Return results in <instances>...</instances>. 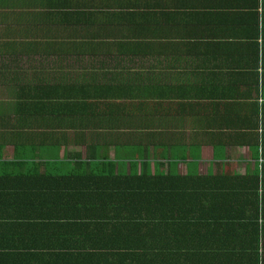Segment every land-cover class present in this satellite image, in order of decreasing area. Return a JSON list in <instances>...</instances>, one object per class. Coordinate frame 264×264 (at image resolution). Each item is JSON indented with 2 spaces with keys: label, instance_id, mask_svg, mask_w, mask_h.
Masks as SVG:
<instances>
[{
  "label": "trees",
  "instance_id": "1",
  "mask_svg": "<svg viewBox=\"0 0 264 264\" xmlns=\"http://www.w3.org/2000/svg\"><path fill=\"white\" fill-rule=\"evenodd\" d=\"M243 2L239 6L242 11L247 7L254 9L251 26L257 25L254 37L258 49L255 69H261L264 96V0ZM146 7L150 5L133 1L130 21L135 28L107 27L109 23L118 25L115 19L118 14H108L99 20V11L89 14L84 8L77 10L73 24L68 18H60L55 37L63 40L62 55L75 52L79 66L88 71L77 75L75 80L71 78L70 84L67 80H56L62 97L59 88L52 89L55 94L37 89L47 87L44 78L35 75L31 82L36 85L33 83L19 103L27 108L39 101L41 107L36 110L47 123L58 119L61 124H70L77 134L75 143L85 145L87 155L84 158L77 151L65 170L56 153L53 160L43 163L45 171L33 172L25 169L27 164L33 166L29 161L36 158V147L27 153L26 148L21 152L15 146L18 154L6 171H0V264H264V222L259 225V200L250 201L249 216H243L240 214L244 211L237 213V201L246 202L236 199L240 194L239 181L252 191L249 195L253 197L262 185L264 217V164L259 172L253 173L254 177L236 178L238 181L227 182L213 175L198 180L197 175L177 173L175 158L179 155L173 152V158H165L167 163L156 162L154 173L151 170L149 144L157 142L152 143L157 149L163 142L157 141V127L148 114V91L137 87V93L125 92L123 88L134 84L135 78L110 71L118 63L111 54L117 48H125L116 40L157 37L158 20ZM38 16L41 14H35ZM31 22L34 25L35 21ZM162 25V36L172 38L174 25ZM37 29L11 26L8 32H13L14 39L9 41L0 35V68L7 64L2 61L4 57L15 53L14 58L19 57L21 48H30V54L45 55ZM24 31L37 38L25 40L23 34H18ZM8 43L13 48H6ZM127 46L136 50H121L123 54L134 55L139 66L148 62L149 43ZM224 94L232 96L221 95ZM123 98L140 101L129 105ZM257 114L256 121L259 120L263 132L264 102ZM115 121L125 141H118L111 134L117 141L115 159L111 160L102 153L104 147L94 140V135L98 123L103 122L105 129H114ZM87 130L94 132L89 141ZM254 141L250 145L258 148L260 145L264 156V134L260 138L256 136ZM118 145L124 146L128 154H120ZM175 146L179 145L170 144V148ZM165 154L159 152L157 156ZM122 158L141 160L140 173L137 161L131 160L130 173L121 169L122 164L117 161ZM165 165L168 172L161 169ZM217 179L226 184L212 185L210 180ZM233 220L236 222L232 223ZM7 241L10 243L5 244Z\"/></svg>",
  "mask_w": 264,
  "mask_h": 264
},
{
  "label": "crops",
  "instance_id": "2",
  "mask_svg": "<svg viewBox=\"0 0 264 264\" xmlns=\"http://www.w3.org/2000/svg\"><path fill=\"white\" fill-rule=\"evenodd\" d=\"M133 1L150 5L146 8L151 14H155L158 20L157 37L116 40L124 44L125 48L121 49L123 52L130 49L135 52V47L127 48L128 43L131 45L139 42L149 43V59L146 64L139 66L136 63L138 60L133 59L134 55L126 56L117 48L118 51L111 54L112 59L118 62L117 68L110 71L125 73L135 78L134 84L123 88L125 92L137 93L139 92L137 87L148 91V114L157 127L160 138L157 141L162 140L166 144L162 143L157 149L154 145L157 142L149 144L152 172L155 171L156 162L167 163L168 159L165 158L170 156L173 158V152H178L179 155L175 158L178 161L177 173L197 175L198 180L199 177L209 178L213 175L231 182L239 180L236 178L253 176V173L259 172L261 165L264 164V156L260 145L258 148L250 144L255 142L256 136L260 138V134H264V122L262 132L259 120L256 121L261 105L259 99L264 96L261 93V69H255V50L258 49L257 38L254 37L257 25L251 26L254 22L252 19L254 9L248 7L244 11L239 9L240 4L244 3L243 0H113L107 3L106 0H0V35L6 37L11 33V40L14 39V35L11 30L8 32L9 27L17 29L36 27L38 39L46 51L42 56L30 54L28 51L30 48H21L19 57L14 58L17 55L15 53L2 59L5 61L7 58L6 62L8 59L11 61L0 68L1 81L6 78L10 80L5 84L6 80L4 88L1 87L0 90V146L3 141L5 143L3 151L7 150L5 159L11 160L17 153L14 143H17V148L21 152L26 148L29 153L36 147V158L29 161L33 166L27 164L26 171H45L46 166L43 163L53 160L56 153L64 162L65 170L77 151L86 157V147L77 146L75 143L77 134L70 124H61L58 119H52L47 123L39 110H36L38 106L41 107L39 101L27 108L19 102L33 83L36 85L35 82H31L35 75L44 78L47 87L37 89L55 94L52 89L60 90L59 85L55 83L56 80H67L70 84L71 78L75 80L77 75L88 71L79 65L76 68L75 61L78 60V56L75 52L62 55L60 50L63 40L55 37L58 33L57 24H61L60 18H68L73 24L77 10L84 8L89 14L99 11V20L108 14L112 16L118 14L115 18L118 25L109 23L107 27L135 28L134 22L130 21ZM45 13L48 16H45ZM35 14L41 16L35 17ZM31 20L35 21L34 25ZM9 23L11 25H7ZM162 23L165 26L174 25L176 29L172 38L165 39L162 36L164 33ZM68 25L76 28L70 23ZM151 27L152 24H149L150 29ZM18 34H23L25 40L37 38L27 31ZM129 58L134 63H130ZM26 61L34 63L29 67H23L22 63ZM10 71L12 73H9ZM1 73H4V76ZM179 75L182 77L177 78ZM184 77L188 79H182ZM127 87L130 88L126 89ZM131 88L133 89L129 91ZM202 90L203 93H200ZM232 90L235 92L229 93ZM60 91L62 97V89ZM222 93L232 96L227 97V94L221 95ZM122 101L129 100L123 98ZM139 101L136 98L134 102ZM190 111L194 117L192 123L188 124ZM61 125H64L63 128ZM112 125L114 129H105L103 122L98 123L94 140L101 142L104 147L102 153H106L109 159L114 160L117 141L111 134H115L118 141L125 139L121 135L122 131L116 126L117 121ZM86 133L89 135L86 140H91L94 132L87 130ZM178 136L179 139H176ZM173 142L180 148L179 146L170 148ZM118 146L121 149L120 154L126 155L124 146ZM158 151L166 154L157 156ZM131 160L138 162L137 171L140 173L139 159L122 158L117 164L121 163L120 168L130 173ZM161 169L168 172L166 165ZM3 170L6 171V168ZM210 182L212 185L226 184L218 179ZM239 186L240 194L236 199L245 200L246 204L244 201H237L239 202L236 203L237 213L244 211L240 215L249 216L251 204L248 203L259 200V192L253 197L249 195L253 194L252 191L241 181ZM206 189L205 186L204 190ZM207 192L208 190L205 191ZM222 196L223 194L219 200ZM223 236L224 234H220V237ZM9 243L7 241L5 244Z\"/></svg>",
  "mask_w": 264,
  "mask_h": 264
},
{
  "label": "rangeland",
  "instance_id": "3",
  "mask_svg": "<svg viewBox=\"0 0 264 264\" xmlns=\"http://www.w3.org/2000/svg\"><path fill=\"white\" fill-rule=\"evenodd\" d=\"M7 25H11V23H9V24H7ZM58 29V28H57ZM10 37H11V33H9L7 36H6V38H5V40L6 41H9L10 40ZM17 39H18V37H17ZM8 46L6 47V48H13L12 47V45H10L9 43L7 44ZM6 57H8V56H6ZM6 60H7V58H5V62H6ZM9 61V60H8ZM8 61L6 62V63H8ZM23 62V61H22ZM31 63H34V61H26V62H24V63H22L23 64V67H29L30 65H31ZM36 63H37V59H36ZM72 64H73V61H72ZM75 64H76V68H77V66L78 65H80L79 63H78V61H75ZM64 65V64H63ZM9 73H12L11 71L9 72ZM9 75H11V74H9ZM8 75V76H9ZM7 77V76H6ZM8 78H6V79H4V80H2L1 81V77H0V90L2 89L1 87H3L4 88V82L7 80ZM10 82V80H7L6 82H5V84L6 83H9ZM132 103H133V101H128L127 102V104H129V105H132ZM193 117H194V115L192 114V111H190V112H188V124H190V123H192V121H193ZM163 138V137H162ZM166 138H168V137H166ZM157 139H160L159 137L157 138ZM2 143V145L0 146V161L2 162H4V166H1L0 167V170H3V168H6V167H9L10 166V164H9V162L10 161H12L13 159H11V160H7V159H5V155H6V153H7V150H4L3 151V146L5 145V143L2 141L1 142ZM14 146H17V143H14ZM18 153H15V155H14V157L17 155ZM126 154H128V152H126Z\"/></svg>",
  "mask_w": 264,
  "mask_h": 264
},
{
  "label": "built area",
  "instance_id": "4",
  "mask_svg": "<svg viewBox=\"0 0 264 264\" xmlns=\"http://www.w3.org/2000/svg\"><path fill=\"white\" fill-rule=\"evenodd\" d=\"M262 8L260 7V10ZM262 90V87H261ZM260 104H262L264 102V98L261 96L260 99ZM258 220H259V225L262 226L263 222H264V217H263V188L262 185H260L259 188V214H258Z\"/></svg>",
  "mask_w": 264,
  "mask_h": 264
}]
</instances>
